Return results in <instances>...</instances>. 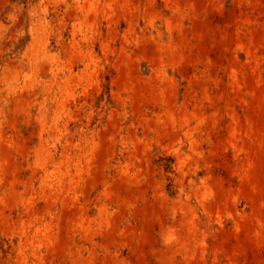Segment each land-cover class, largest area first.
<instances>
[{
    "label": "rangeland",
    "instance_id": "obj_1",
    "mask_svg": "<svg viewBox=\"0 0 264 264\" xmlns=\"http://www.w3.org/2000/svg\"><path fill=\"white\" fill-rule=\"evenodd\" d=\"M0 264H264V0H0Z\"/></svg>",
    "mask_w": 264,
    "mask_h": 264
}]
</instances>
